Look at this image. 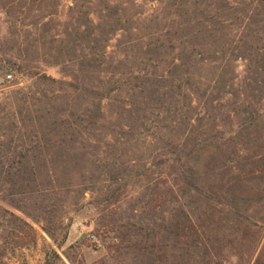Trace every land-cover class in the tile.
Returning a JSON list of instances; mask_svg holds the SVG:
<instances>
[{"label":"rangeland","instance_id":"374dc122","mask_svg":"<svg viewBox=\"0 0 264 264\" xmlns=\"http://www.w3.org/2000/svg\"><path fill=\"white\" fill-rule=\"evenodd\" d=\"M242 1L249 4V0H21L9 11L0 8V78L13 75L10 81L0 83V206L32 226L24 234L12 236L4 232L8 216L0 210V247L5 246L6 264L109 261L107 246L114 234L100 225L109 221L118 226L150 222L156 199H165L170 211L173 201L179 200L195 212L204 207L213 213L205 231L225 236L227 249L225 257L218 259L219 264L254 263L264 250V164L255 175H244L241 169L245 157L254 155L264 161V150L246 149L231 138L238 136L242 120L256 112L264 113V84L250 82L248 61L238 57L237 46L251 32L248 26L254 13H244ZM189 54L209 58L194 64L193 89L186 83ZM229 70L232 76H225V80L230 79L228 85L226 81L218 82ZM144 72L165 74V78L160 77L161 84L143 93L144 85L140 84ZM41 75L77 84L79 76L85 85L112 90L103 102L107 118L99 121L96 129L89 128L91 135L102 138V143L86 139L75 143L67 137L65 147L81 155L85 151L95 154L91 159L99 153L103 163L108 164L103 172L94 174L92 191H87L79 203L75 197L78 187L72 191L56 189L64 180L62 173L57 174L58 182L40 175L33 181L29 171L38 166L42 173L45 170L43 162L35 158L43 136L50 137L55 145L61 144L62 120L74 122L79 103L81 110L89 111L93 99L66 88L69 86L62 90L61 85L58 88L36 82ZM135 76L140 77L135 80ZM179 83L184 85L175 101L171 93ZM186 94L193 102L194 126L201 124L208 129L213 143L220 148L219 152L215 149L219 158L229 159L227 169L221 168L216 176L223 178V202L260 199L250 211L241 207L246 217L261 226L263 235L258 244L232 235L223 212L226 208L216 202L207 206L199 192L190 187L191 180L192 186L204 189L213 176L205 168L206 150L200 152L205 156L198 165L193 155L177 164L172 161V153L184 156L195 139L183 135L186 125L179 120L183 116L174 114L177 109L186 113L190 101ZM121 100L147 106L150 132L161 131V140L153 146L164 148L161 153L168 164L149 170L152 189L147 190L148 178L141 172L143 163L152 158L145 139H132L128 128H121L130 124L127 115L117 118L115 113L110 114ZM54 123L56 129L51 132ZM171 141L179 147L171 146ZM211 150L215 151H207ZM48 166L52 169L51 164ZM192 168L194 171H190ZM112 194L120 198L112 202ZM44 208L50 212L49 218ZM156 212L160 214V208L156 207ZM157 214L156 226L151 228L160 224ZM159 245L164 247L158 253L163 256L160 264H172L173 256L183 253L175 252L171 241ZM188 259L186 256L183 262L193 264Z\"/></svg>","mask_w":264,"mask_h":264},{"label":"trees","instance_id":"16d2710c","mask_svg":"<svg viewBox=\"0 0 264 264\" xmlns=\"http://www.w3.org/2000/svg\"><path fill=\"white\" fill-rule=\"evenodd\" d=\"M18 3H21V0H0V8L7 9L8 11L16 7ZM240 4L244 5V13L250 10L254 13L250 16V26L248 29L251 30L250 33H246V39L242 41L240 45L237 46V50L239 51L238 57H245L248 61L247 69L249 70V74L251 76L248 78L250 82L264 84V38L261 37L264 34V0H249V4L246 1L240 2ZM251 8V9H250ZM248 16V12L246 14ZM246 16V17H247ZM249 18V17H248ZM261 42L262 45L260 44ZM159 48V47H158ZM157 48V49H158ZM241 54V55H240ZM188 64L190 67L186 68V83H190V89L192 87L191 75L193 76L192 68L199 62H206L209 58H199L196 54H189ZM195 64V65H194ZM231 70V69H230ZM225 71L226 73H222L220 76V80L218 82H225V85H228L230 79L225 80V76H232V71ZM82 77L85 79L86 74L82 70ZM142 82L141 86L144 87L143 93L148 92L150 86H153L158 83H162V77L165 78V74L158 76L155 73H143L142 74ZM35 76H30L31 79H34ZM135 76L133 79H139ZM157 78V79H155ZM45 83V84H54L61 87L62 90H65L64 87L70 88L73 91H77L82 94H87L91 97V103L93 108L91 110H81V105L79 103L78 112L76 114V118L74 122H70L68 120H62L59 125L62 130V143L61 144H53L52 139L43 136V142L41 141L40 151L35 156L36 161L37 158L43 162L45 165V170L42 173L40 171V167H35L36 169L29 171L32 176L33 181L36 180L37 176L45 178L48 177L55 182L59 181L57 178V174L62 173L61 177L64 179L62 183H58L56 189H67L72 191L74 187H78L79 189L76 191V201L80 202V199L85 197L87 191H92V185L96 182V178L94 174L97 172H103L106 169L108 164L103 163L99 157V153L96 155L97 158L91 159L92 156L85 153L78 154L73 148L65 147V144L68 142L67 137L72 139L71 141L77 143L80 142V139H86L89 143L93 141V143H102V138L98 136L91 135L90 130L96 129V126L99 121L105 120L107 115L105 113L103 102L108 98L110 91L112 90H98L89 85H85L80 82V77L76 76V82H64L62 80H58L53 78L52 76L41 75L39 76L36 82ZM165 81V80H164ZM163 81V82H164ZM189 81V82H188ZM216 81V80H215ZM232 81V79H231ZM182 83H179L176 87L177 90L171 93L172 99L177 101V96L182 93L183 88ZM261 89V88H259ZM195 92V90H192ZM154 90L152 91V93ZM190 95L186 94V98L190 101L186 104L187 109L186 113H181L178 109L174 114L178 116H183L180 118V122L186 125V132H183V135L186 134V137H195L192 143L193 149L187 148L184 156L181 154H174V158L172 161L174 163L182 162L184 157H191L193 155L195 165H198L201 160H203L205 154L200 153L203 150H206L207 162L205 163V168L208 174H212L213 176L208 179V182L204 189L196 188V186H192L193 183L191 180L188 182L190 187H193L194 191L199 192V196L205 199V203L208 206L210 202H216L218 205H223L226 209H223V212H226L227 225L230 228L231 234L236 236L240 235L242 239H250L253 244H258L260 239L262 238V231L260 230L261 226L257 223L252 222L248 217H246L243 213L241 207L246 209V211H250L253 208H256L258 204H260L259 200H252V198L240 199V201L233 200L232 202H223V193L221 192L225 189L223 185V178L217 179V174L220 173V169H227V165L229 159L221 160L217 153L220 151L218 145H215L212 140L213 136H209L208 129H203L201 124H198L197 127L193 124V115H192V105L193 102L190 99ZM126 100H121L120 105L117 106V109H113L110 114L115 113L117 118H123L124 115H127L130 120V124L123 125L121 128H128L130 132V136L132 139L143 138L145 139L148 149L151 151L152 158L151 160L145 161L142 165V173L146 174L147 180V190L149 188L152 189L151 183L152 179L148 176L149 170H153L155 167L165 166L168 164V161L164 160V156H162V146L159 148H155L153 144L158 142L160 139V132H150V127L148 126V115L145 112L148 111V107H142L140 102L132 101L130 103H126ZM145 102H142V104ZM182 110V108H181ZM128 113V114H127ZM121 120V119H120ZM199 121V120H198ZM123 124V122H122ZM56 123L52 124L50 127L51 132L56 129ZM88 135V136H87ZM197 137H200L199 139ZM149 140V141H148ZM232 142L235 141L241 143V146L246 149H255L256 151L264 150V113L260 114L258 112L251 114V116L242 120L240 124V131L238 136L235 138H231ZM238 140V141H237ZM171 146L177 149L179 144L176 142H169ZM231 143V141H230ZM164 147V146H163ZM209 148L217 149L213 152L209 153L207 150ZM91 153V152H90ZM157 153V155H156ZM258 153V152H257ZM183 154V153H182ZM89 155V156H88ZM25 157H28L27 155ZM41 157V158H40ZM45 162V164H44ZM150 163V166L147 164ZM264 164L263 160L257 159L256 156L245 157L242 161L244 168L241 169L244 175L250 176L255 175L259 169L261 168V164ZM52 165V169L48 166ZM40 165V164H39ZM249 167V170L246 169ZM264 167V166H263ZM190 171H194L192 168ZM264 171V170H262ZM219 172V173H218ZM26 172L24 173V175ZM45 175V176H44ZM180 175L185 176L184 173ZM216 177V178H215ZM186 178V177H185ZM215 182H212V181ZM220 181V182H219ZM60 184V185H59ZM184 195V191H182ZM114 195L113 201H117L120 197L116 194ZM152 195V194H151ZM147 196V195H146ZM163 199L162 202L156 201L159 203H155L154 206L151 207L150 219L151 222H145L144 224H121L115 225V222L109 221L108 223H104L100 225L102 228H107L108 232L113 233L114 235L110 238L111 242L107 246L108 253L111 254L109 261H100L92 264H160L163 256H158L161 250H163V246L159 245V243L164 242H172V249L175 252L179 253V250H182L183 253L180 255H174V261L172 264H185L183 262L186 259V256L189 263L193 264H219L218 259L224 258L226 253V245L224 244V237H220L217 234H212L210 232L205 231V228L211 224V220L213 219V213H209L207 209L203 207L201 211L195 212L192 208H189V204L186 205L184 201L174 200L173 206H169L171 211L168 210L167 202ZM144 201V200H143ZM151 202L148 203L151 206ZM264 206V204L262 205ZM156 207L160 208L161 213L157 214ZM167 207V208H165ZM0 210L6 214L7 223L3 225L4 232L13 234H17L20 236L24 234L26 228L32 229L30 223L16 215L14 212L2 208L0 206ZM21 210V209H20ZM46 217L49 218L50 212L44 208ZM166 215V213H168ZM159 215L158 227L151 228V225L156 226V216ZM153 222V223H152ZM112 224V227L109 226ZM145 225V226H143ZM101 229V228H100ZM19 233V234H18ZM3 239V238H2ZM233 242V240H230ZM185 251V253H184ZM187 251V253H186ZM5 246L0 247V264H6L4 260L5 254ZM182 258V259H181ZM253 264H264V250L260 252V254L256 257Z\"/></svg>","mask_w":264,"mask_h":264},{"label":"built area","instance_id":"2783aa9c","mask_svg":"<svg viewBox=\"0 0 264 264\" xmlns=\"http://www.w3.org/2000/svg\"><path fill=\"white\" fill-rule=\"evenodd\" d=\"M13 78L12 74H8L5 78H0V83H3L5 81H10ZM95 238V236H93Z\"/></svg>","mask_w":264,"mask_h":264}]
</instances>
